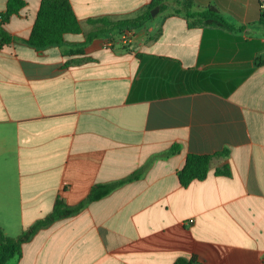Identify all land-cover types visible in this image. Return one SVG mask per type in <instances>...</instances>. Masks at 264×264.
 I'll use <instances>...</instances> for the list:
<instances>
[{
    "label": "crops",
    "instance_id": "1",
    "mask_svg": "<svg viewBox=\"0 0 264 264\" xmlns=\"http://www.w3.org/2000/svg\"><path fill=\"white\" fill-rule=\"evenodd\" d=\"M24 1L0 48L4 234L19 235L56 198L74 206L96 184L142 174L39 230L6 264H264L260 0L194 1L229 29L158 11L138 30L88 42L87 20L134 18L151 0H69L81 33L41 51L22 41L40 0ZM225 149L204 180L179 184L188 154ZM225 166L228 176L215 174Z\"/></svg>",
    "mask_w": 264,
    "mask_h": 264
},
{
    "label": "trees",
    "instance_id": "2",
    "mask_svg": "<svg viewBox=\"0 0 264 264\" xmlns=\"http://www.w3.org/2000/svg\"><path fill=\"white\" fill-rule=\"evenodd\" d=\"M195 0H151L140 15L123 20H111L109 18L89 19L87 23L95 26V29L86 35V41L93 38H111L125 32L142 28L153 17L150 11L155 7L164 17L181 16L188 21L189 27L212 26L224 29L231 28V25L224 16L215 8L210 6L204 9H197ZM24 0H6V11L0 15V48L9 45L12 37L5 29L9 18L17 15L25 6ZM82 31L80 22L77 19L69 0H40L34 23L27 38L22 41L35 49L41 51L49 47L61 46L66 34H80ZM179 151L177 146L170 148L169 154ZM228 155L225 149L221 153L213 155L188 154L184 166L177 172L179 184L186 187L192 181L204 180L210 168L213 158ZM229 168L225 166L222 170H216V175L228 176ZM141 171H136L128 177L104 184L92 186L87 196L78 204L69 206L62 199L56 198L53 208L45 217L35 221L29 227L23 229L16 237H9L0 228V264H6L15 256H20L22 245L29 242L41 229L47 228L54 222L77 215L89 203L98 201L109 195L113 190L126 182L137 180ZM173 264H200L195 257L178 258Z\"/></svg>",
    "mask_w": 264,
    "mask_h": 264
},
{
    "label": "water",
    "instance_id": "3",
    "mask_svg": "<svg viewBox=\"0 0 264 264\" xmlns=\"http://www.w3.org/2000/svg\"><path fill=\"white\" fill-rule=\"evenodd\" d=\"M158 11H159V8H158V7H155L154 9H152V10L150 11V15H151V17H155L156 14L158 13Z\"/></svg>",
    "mask_w": 264,
    "mask_h": 264
},
{
    "label": "built area",
    "instance_id": "4",
    "mask_svg": "<svg viewBox=\"0 0 264 264\" xmlns=\"http://www.w3.org/2000/svg\"><path fill=\"white\" fill-rule=\"evenodd\" d=\"M260 9H261L262 11H264V0H260ZM123 39H124V40H127L128 37L124 36Z\"/></svg>",
    "mask_w": 264,
    "mask_h": 264
}]
</instances>
